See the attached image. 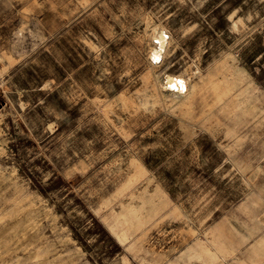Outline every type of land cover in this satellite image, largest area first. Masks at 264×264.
Segmentation results:
<instances>
[{
  "label": "rangeland",
  "instance_id": "374dc122",
  "mask_svg": "<svg viewBox=\"0 0 264 264\" xmlns=\"http://www.w3.org/2000/svg\"><path fill=\"white\" fill-rule=\"evenodd\" d=\"M0 264H264V0H0Z\"/></svg>",
  "mask_w": 264,
  "mask_h": 264
},
{
  "label": "bare ground",
  "instance_id": "6f19581e",
  "mask_svg": "<svg viewBox=\"0 0 264 264\" xmlns=\"http://www.w3.org/2000/svg\"><path fill=\"white\" fill-rule=\"evenodd\" d=\"M167 36L164 34V32H160L157 35V37L155 36L157 38L158 42L155 41V42H157V45H156V47H154L152 49L151 57L156 62L161 60V58H162V54H163V51L165 50L166 43H167V38H166ZM165 85H166L165 87H167L169 90H171L173 92H177V93H182V92H185L186 90H188L187 81L182 76H167Z\"/></svg>",
  "mask_w": 264,
  "mask_h": 264
}]
</instances>
